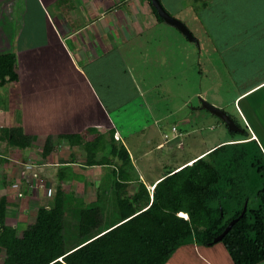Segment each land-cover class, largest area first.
I'll use <instances>...</instances> for the list:
<instances>
[{
    "label": "crops",
    "instance_id": "crops-1",
    "mask_svg": "<svg viewBox=\"0 0 264 264\" xmlns=\"http://www.w3.org/2000/svg\"><path fill=\"white\" fill-rule=\"evenodd\" d=\"M191 2L196 4L193 6ZM161 3L172 16L185 23L198 43L189 41L164 20L159 21L151 0H0V55L16 53L19 73L17 81L0 87V94L4 92L0 102L6 103V112L0 109V113L8 115L6 128H22L25 135L36 137L35 141L52 135L56 142L47 160L34 161L38 170L32 184L38 182L39 177L35 176H40L42 167L55 174L56 170L62 172L64 166L74 168L78 164V158L73 162V153L82 154L80 148H72L68 141L61 142L57 137L80 133L86 140H92L97 134H108L101 129L107 125L102 121L107 122L109 115L121 107L127 109V103L133 104L137 111L147 110L149 91L153 86H162L164 80V77L156 80L155 74H149L162 70L161 60L165 56L163 51L156 53L158 59L154 55L148 57L154 47L146 38L150 33L151 39L160 37L155 34L159 26L176 30L188 42L200 45L202 53L198 32L205 35L207 46L218 48L220 34L227 33V26L231 33L240 34L239 30L247 25L262 24L258 38L264 49V0H161ZM208 34H212L216 47ZM239 87L240 93L233 99L235 113L224 111L242 128L247 127L250 139L257 140L264 148V76ZM92 103L94 107L90 106ZM85 114L86 118L82 119ZM165 119L163 115L159 120ZM91 128L99 132H89ZM112 128H116L115 134L123 136L121 129ZM124 143L129 151L133 148L126 140ZM223 143H214L199 156ZM29 149L21 150L31 152ZM65 151L70 153V159L62 158ZM82 160L86 162V157ZM60 177L58 174L45 179V186L51 181L58 183ZM25 186L29 191V184ZM166 264L235 263L226 247L217 243L210 247L182 246Z\"/></svg>",
    "mask_w": 264,
    "mask_h": 264
},
{
    "label": "trees",
    "instance_id": "trees-1",
    "mask_svg": "<svg viewBox=\"0 0 264 264\" xmlns=\"http://www.w3.org/2000/svg\"><path fill=\"white\" fill-rule=\"evenodd\" d=\"M154 13L163 22L156 10ZM17 61L14 52L0 55V87L19 79ZM233 120L241 131L230 132L222 120L233 139L190 164L166 165L156 183L152 182V194L125 139L114 138L116 128L109 130L110 139L97 134L86 140L80 133L57 137L80 148L86 157L84 167H102L96 179V198L86 202L73 193L66 197L59 190L48 206L38 208L35 224L22 235L15 230L14 237L5 239L2 227L9 229L5 226L9 203L7 196L0 197V247L6 251L3 264H166L182 246L217 243L226 247L235 264L264 261V152L257 140L250 139L248 129ZM0 139L26 149L36 137L15 127L0 128ZM55 143V137L49 135L43 159L52 155ZM61 173L58 187L69 185V176L74 175L71 168L64 166ZM249 181L256 186L251 188ZM134 185L138 189L129 192ZM28 192L22 187V193L28 196ZM233 200L232 209L241 207L229 218L232 209L227 206ZM245 204L248 209L242 217ZM234 219L237 222L216 242Z\"/></svg>",
    "mask_w": 264,
    "mask_h": 264
},
{
    "label": "rangeland",
    "instance_id": "rangeland-1",
    "mask_svg": "<svg viewBox=\"0 0 264 264\" xmlns=\"http://www.w3.org/2000/svg\"><path fill=\"white\" fill-rule=\"evenodd\" d=\"M191 3L193 6L196 4ZM261 26L263 25H247L246 28L239 30L240 34L231 33L227 26V33L220 34L222 40L218 48L212 34L208 36L212 38L211 42L216 48L207 46L205 35L198 32L196 34L202 46V53H200V45L188 42L176 30H170L164 26H159L155 31L156 36L160 37L151 39L152 33L147 36L146 39L154 47L149 50V59L152 55L154 58H160L156 55L157 52L164 51L163 54H165L161 60L162 70L160 68L158 73L154 71L149 73L151 76L155 74L156 80H162L164 77L162 86L157 88L153 86V89L149 91L151 96L146 100L149 102L146 104L147 110L140 108L137 111L138 108H133V104L129 102L126 104L127 109L121 107L118 112H112L113 115H109L107 122L103 120L102 123L107 125H103L101 129L106 130L108 134L111 127L116 126L117 129H121L124 134L122 137L133 147L130 151L136 169L146 182L149 193H153L154 183L152 182L156 183L166 165L179 168L186 163L190 164L195 157H199L201 153L212 148L214 143L224 142L230 138V134L225 131L223 121L203 108V101L222 110L226 109L227 112L235 113L233 99L240 93L239 84L242 86L243 83H253L264 76V49L258 38L262 34L259 30ZM244 37L246 39H239ZM161 48L164 50H160ZM123 96L121 95V98ZM0 97L4 98V92L0 94ZM120 105L123 106L121 103ZM90 106L94 107V104ZM5 108L6 103L0 102V109L4 112ZM163 115L166 119L160 122L159 119H163ZM84 118L86 114L82 116V119ZM7 119V113H0L2 128L7 127ZM240 123L242 124L241 121ZM79 124L85 126L82 121H79ZM96 131L99 132V130L92 132L96 133ZM101 134L105 139H109L108 134ZM122 137L120 134L114 136L118 140ZM46 139L45 135L38 141L33 140L29 147L31 152L12 146L8 139H0V156L5 160L0 161V197L10 196L6 197L9 203V215L5 221V226L9 229L2 227L3 234H6L5 239L14 237L15 230L22 235L31 224H35L38 208L41 205L48 206L50 199L59 190L66 197L69 193H73L77 197L85 198L86 202L96 198L98 183L95 180L99 178L102 169L84 167L85 162L82 160L84 155L79 151L73 153V157L78 158L76 162L78 164L71 168L74 175L69 176V185L58 187L57 182L51 181L50 185L45 186V179H53L58 177V174L62 176V173L56 170L54 174L43 167L39 170L42 171L40 176H35L39 177L38 182L31 183L36 174L35 170H38L33 165L34 161H42V150ZM261 148L264 152V148ZM61 154L64 159L71 157L68 151ZM39 164L42 165V163ZM24 179L29 184V191L31 189L28 196L22 193V187H26ZM20 180L23 183H20ZM254 181L253 183L249 181L250 184L252 183L251 188L256 186ZM137 189L135 185L131 186L129 192ZM26 197L29 198L26 199ZM232 207H234V200L227 206L229 210ZM240 207L233 208L229 218L235 215ZM245 207L248 209L246 204ZM25 210L29 211L28 214ZM5 257V248L0 247V264H3Z\"/></svg>",
    "mask_w": 264,
    "mask_h": 264
},
{
    "label": "water",
    "instance_id": "water-1",
    "mask_svg": "<svg viewBox=\"0 0 264 264\" xmlns=\"http://www.w3.org/2000/svg\"><path fill=\"white\" fill-rule=\"evenodd\" d=\"M153 7L157 11L158 15L164 20L165 23L169 24L170 26L176 28L178 31H180L189 41L198 43L197 39L194 37V35L191 33L189 28L183 23L181 20L175 18L172 16L162 5L161 0H151ZM203 108H206L209 110L212 114L222 119L225 124L228 127V130L231 132H239L241 129L238 127V125L235 123L233 118L224 110L215 107L211 104H209L207 101H203ZM246 212V207L242 213V217L244 216ZM238 219H234L230 222L228 227L225 229V231L220 235L216 242H220L223 237L229 232V230L232 228V226L237 222Z\"/></svg>",
    "mask_w": 264,
    "mask_h": 264
},
{
    "label": "clouds",
    "instance_id": "clouds-1",
    "mask_svg": "<svg viewBox=\"0 0 264 264\" xmlns=\"http://www.w3.org/2000/svg\"><path fill=\"white\" fill-rule=\"evenodd\" d=\"M17 188H19V187H17ZM20 194H21V192H20ZM22 195V194H21ZM184 218H188V217H184Z\"/></svg>",
    "mask_w": 264,
    "mask_h": 264
},
{
    "label": "snow or ice",
    "instance_id": "snow-or-ice-1",
    "mask_svg": "<svg viewBox=\"0 0 264 264\" xmlns=\"http://www.w3.org/2000/svg\"><path fill=\"white\" fill-rule=\"evenodd\" d=\"M181 215H184V213H181Z\"/></svg>",
    "mask_w": 264,
    "mask_h": 264
},
{
    "label": "bare ground",
    "instance_id": "bare-ground-1",
    "mask_svg": "<svg viewBox=\"0 0 264 264\" xmlns=\"http://www.w3.org/2000/svg\"><path fill=\"white\" fill-rule=\"evenodd\" d=\"M154 188V187H153Z\"/></svg>",
    "mask_w": 264,
    "mask_h": 264
}]
</instances>
